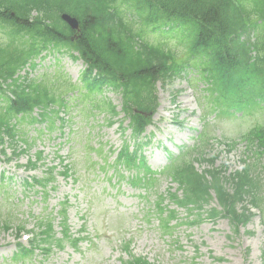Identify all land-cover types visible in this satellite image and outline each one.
Returning <instances> with one entry per match:
<instances>
[{
	"label": "trees",
	"instance_id": "1",
	"mask_svg": "<svg viewBox=\"0 0 264 264\" xmlns=\"http://www.w3.org/2000/svg\"><path fill=\"white\" fill-rule=\"evenodd\" d=\"M149 1V2H148ZM0 0V19L4 22L10 18L14 25L18 26L21 20H30L34 30L43 38V43L51 39L50 35H66L72 31L61 22L59 14L67 11L76 15L81 20L83 28V40L78 48L91 61H97L98 65L110 67L113 72L126 74L128 81L135 87L136 95L150 92L152 78L158 79L163 71L165 59L158 54L156 58L144 50L130 36L127 30L120 24L123 15L117 14L122 6H134L137 3L143 10H151L156 14L183 16L187 20L182 25L187 28L184 34L191 41L188 51H201L202 47L209 45L218 56V64L221 65L217 76L216 86L221 84L225 94L222 102L228 105L227 91L224 81L234 77V71L230 66L244 62V70L253 72L252 78L261 76L260 82L264 84V0ZM112 8L115 9L113 11ZM34 10L36 14L33 15ZM11 11L14 12L12 17ZM258 18H262L258 22ZM47 20H51L48 23ZM250 26L255 29L259 43L260 57L253 64H248V48L241 43L239 38ZM235 44L232 48L230 45ZM31 54L28 53V57ZM14 65L8 61L5 48L0 47V78H11L17 86L14 74L21 64ZM206 78V77H205ZM209 80V77L206 78ZM119 85L118 83H115ZM16 111L30 110L34 104L27 103L24 90L19 92ZM213 90V88H211ZM137 101H135L136 103ZM22 108V109H21ZM0 115V123L2 122ZM1 138V136H0ZM264 147V144H262ZM264 155V149L261 153ZM220 198L228 201V195L219 190ZM238 197V192L234 194ZM234 212V211H232Z\"/></svg>",
	"mask_w": 264,
	"mask_h": 264
},
{
	"label": "rangeland",
	"instance_id": "2",
	"mask_svg": "<svg viewBox=\"0 0 264 264\" xmlns=\"http://www.w3.org/2000/svg\"><path fill=\"white\" fill-rule=\"evenodd\" d=\"M78 67L79 65L77 62H74L67 56L63 55L60 56L57 63H55V57H47L41 63V67L38 71H47L49 73L60 71L71 77L73 80H76V77H78L80 73L77 70ZM182 87L183 85L179 84L177 81L170 83L166 88H163L160 91L162 100L169 105V96L173 94L175 89ZM188 92H185L188 96L187 99L184 100L190 107L196 108L193 94L191 95ZM110 97L116 105L120 104L121 100L118 95L114 94L110 95ZM73 113H75V111H73ZM78 119L79 118L76 117L75 121H78ZM254 122L255 117H247L243 122H232L228 124L226 128L231 130L233 127H241L240 132H244L252 127L255 124ZM83 123L84 121H79L74 125H71V127L74 128L75 133L71 132V138L62 145V154H66L70 147V153L73 157L75 155L83 156L84 150L82 144L88 132V128L83 129ZM31 132L34 133L33 130ZM216 134L219 135L217 132ZM66 137L67 134L60 136L59 130H55L51 134H43L32 151H35L40 144V148L43 149L46 147L47 152L52 156L53 151L59 147L58 144L61 141H64ZM120 137V131L117 129V126H114L106 127L105 129L96 132L94 131L91 140L96 144L98 141H109L105 146L106 149H108L112 144L119 145L121 143ZM242 151L243 148L240 147L236 153L237 158H239ZM153 152L156 156H162L161 153H157V150H153ZM115 155V153L110 154L109 161H112L115 158ZM24 160L25 158H22L21 162ZM3 169H5V165L0 158V174ZM110 173L111 172L109 171L108 174ZM19 175L22 176L23 173L20 172ZM71 180L72 178L63 180L60 187L55 192H52L51 197L49 196L48 198L50 208L51 205H56L58 203L57 201L62 199L63 196L70 191H74L72 190L74 187L76 190L80 191L81 183H72L73 180ZM104 184L105 182L96 180L92 183V186L99 191ZM165 188L166 183H163L161 190H164ZM1 189L0 198L4 195L8 196V189H11V193L13 194L12 198L14 199L16 197H22L23 194L21 188L15 184H12L9 188L6 184V186ZM2 191H4V194ZM112 193L114 194L115 190H113ZM38 199H40V197H38ZM110 199L113 200L112 203L109 202ZM7 205L8 204H5L0 207V219L10 217L13 223L21 225L25 223L27 227L33 226L34 218L32 215L28 217V215L25 214V211L33 209V213L38 214L42 208V205L37 202L29 203L28 200H24L19 204L18 208H14L12 214H10L11 207H8L7 216L4 212ZM75 205L77 206H74L70 211L71 220L74 225L79 228L82 222L80 216L83 214L87 218V215L79 201L76 202ZM215 206L218 205L214 200L206 207V209ZM170 207L176 208L174 204H170ZM92 209H94L98 218L106 213L107 209H110L111 217L109 216L110 218L107 219V221L111 222L112 231L113 229L118 228L117 223L124 226V230L128 231V235L132 234L134 237L135 251L148 256L152 262L160 264H264V256L262 254L264 248V227L257 219H255L252 224L250 223L248 227L246 226L243 229L241 236L238 237L237 235H233L228 221L222 219L216 222H202L201 224L193 226L182 224L176 227L173 236H163L158 227V220L155 217H151L150 222L143 220L142 212H139L136 199L130 198L128 193H125V190L124 193H121L116 197L105 195L101 201H97L93 204ZM179 211V215L185 218L184 220H187L186 215L188 212L183 208H179ZM88 217L91 218V214L88 213ZM193 217L194 216H191L189 219L191 220ZM245 230L253 231L254 234H248ZM109 234L111 235L112 233ZM12 240V237L8 233L0 231V264H10L8 257L13 249V246H11V244H13ZM197 245H199V249H197ZM118 255V252L114 248H110L102 242L97 249L88 252L89 258L94 256L91 259L90 264L105 263V258L108 256H111L110 264H119V261L117 260ZM73 256L75 258L78 257L76 254ZM62 257L66 256L64 255Z\"/></svg>",
	"mask_w": 264,
	"mask_h": 264
}]
</instances>
